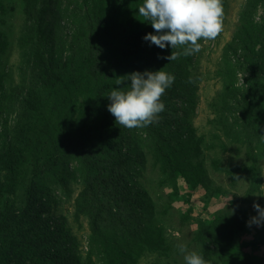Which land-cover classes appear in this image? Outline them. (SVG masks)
<instances>
[{
	"label": "trees",
	"instance_id": "trees-1",
	"mask_svg": "<svg viewBox=\"0 0 264 264\" xmlns=\"http://www.w3.org/2000/svg\"><path fill=\"white\" fill-rule=\"evenodd\" d=\"M142 2L21 0L19 85L6 91L0 77V103L11 104L13 113L0 135V264H135L144 251L165 247L152 200L133 167L146 151L172 178L185 175L189 158L200 153L180 141L186 131L169 128L171 116L183 112L181 103L195 109L188 100L194 54L143 41L153 29L136 13ZM221 2L224 10L226 0ZM249 3L224 48L216 113L221 130L240 135L238 141L256 158L255 147L264 153V16L255 17L264 0ZM3 40L0 33V54ZM171 51L176 59L169 62ZM145 70L170 73L174 81L160 97L164 110L153 123L125 128L107 111L106 98L118 77ZM238 74L245 81L241 87ZM23 168L25 197L16 205L11 198ZM75 175L82 188L73 214L76 221L84 216L89 230L84 257L50 195L49 178L63 184ZM239 226L218 214L201 222L195 237L215 255L226 254L227 264H253L245 246L234 243Z\"/></svg>",
	"mask_w": 264,
	"mask_h": 264
},
{
	"label": "rangeland",
	"instance_id": "rangeland-1",
	"mask_svg": "<svg viewBox=\"0 0 264 264\" xmlns=\"http://www.w3.org/2000/svg\"><path fill=\"white\" fill-rule=\"evenodd\" d=\"M65 1L71 3L76 0ZM248 2L226 0L221 31L212 40L200 41V51L194 53L193 64L188 69L194 89L188 100L195 109L187 110L189 105L181 103L179 109H183V112L179 110L171 116L169 128L179 127L186 131V135L179 137L180 141L200 149L199 154L189 158L188 166V162L183 163L191 168L185 170V175L170 178L146 151L144 160L139 161L140 165L133 167L137 184L152 200L155 210L153 220L162 229L165 241L164 248L144 251L135 264H183L180 246L186 252H196L203 259L205 255V264H227L226 254L215 255L207 250H210L207 242L203 243L195 237L199 224L212 221L218 214L227 217L234 226L240 223L239 228H235L234 243H240L246 249V243L250 241L257 248L256 254L264 255V225L246 226V221L256 215L253 205L264 208V153L257 146L253 154L256 158H251L248 147L238 141L240 135H229L221 130L216 113L223 94L219 69L223 67L224 48L234 37L240 14ZM258 16H264V4H257L255 20L260 21ZM21 22V0H0V33L4 39L3 53L0 54V77L6 91L18 86L20 81L18 67L21 52L17 38ZM230 58L232 62L234 58ZM244 82V77L238 74L236 86L241 87ZM178 103L179 100H175V108ZM11 108V104L0 103V135L12 123ZM27 177L28 171L23 168L20 174L22 184L17 186L11 198L16 205L24 201ZM50 180L54 183L50 195L56 201V214L66 218L70 233L84 257L89 236L88 222L84 216L76 221L73 214L74 200L82 188L81 177L67 176L63 184L54 182V177ZM250 229H255L256 234L253 231L245 234Z\"/></svg>",
	"mask_w": 264,
	"mask_h": 264
},
{
	"label": "clouds",
	"instance_id": "clouds-1",
	"mask_svg": "<svg viewBox=\"0 0 264 264\" xmlns=\"http://www.w3.org/2000/svg\"><path fill=\"white\" fill-rule=\"evenodd\" d=\"M136 13L153 29L142 37L143 41L159 49H179L186 56L199 52V42L214 39L222 28L221 0H143ZM166 59L175 60L176 54L171 51ZM173 81L174 76L162 70L118 77L117 87L106 98V109L116 124L125 128L146 127L164 110L160 97ZM253 209L256 215L246 221V226L264 225V208L254 204ZM179 252L183 254V264H205L194 251L186 252L180 246Z\"/></svg>",
	"mask_w": 264,
	"mask_h": 264
},
{
	"label": "crops",
	"instance_id": "crops-1",
	"mask_svg": "<svg viewBox=\"0 0 264 264\" xmlns=\"http://www.w3.org/2000/svg\"><path fill=\"white\" fill-rule=\"evenodd\" d=\"M255 232L254 234H256L255 229H250V231L248 230L247 232H245V234H248L250 232ZM254 234H253V238H254ZM242 242V241H241ZM246 252L250 255L253 264H264V255L262 254H256L257 252V248H255V246H253V244L248 241L246 243Z\"/></svg>",
	"mask_w": 264,
	"mask_h": 264
}]
</instances>
